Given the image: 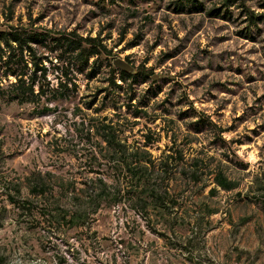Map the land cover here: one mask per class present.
<instances>
[{"label":"rangeland","instance_id":"obj_1","mask_svg":"<svg viewBox=\"0 0 264 264\" xmlns=\"http://www.w3.org/2000/svg\"><path fill=\"white\" fill-rule=\"evenodd\" d=\"M197 1L0 0L50 86L71 78L0 100V264H264L263 0ZM70 35L111 53L60 62Z\"/></svg>","mask_w":264,"mask_h":264},{"label":"trees","instance_id":"obj_2","mask_svg":"<svg viewBox=\"0 0 264 264\" xmlns=\"http://www.w3.org/2000/svg\"><path fill=\"white\" fill-rule=\"evenodd\" d=\"M190 5L196 8H202V3L197 0H185ZM236 0H224L222 5L219 7H212L208 10L212 14L227 15L229 5L234 3ZM264 4V0H263ZM183 6V3H180ZM223 7V8H222ZM222 8V10H220ZM221 12V13H220ZM246 20L248 27L250 25L257 26L259 21L263 20L264 14H255L250 9H245ZM71 33H75L71 31ZM70 33V34H71ZM76 34V33H75ZM39 34L36 31L27 30H3L0 29V100H12L16 99L19 102L32 101L34 99H41L42 96H47V91L54 96H63L65 91L69 88L68 83L71 78L68 76L67 65L61 63V73L57 77V85L55 87L50 86V79L47 76L48 65H46L41 56L36 55L35 49L32 43L39 38ZM61 39V37L57 38ZM66 40L58 42V46L55 50L57 51V60L62 62L64 58L69 55L77 56L80 61H87L90 56H95V61L101 53L110 54L111 49H108L104 43L101 42L97 36H79L65 37ZM30 63V65H29ZM96 71L95 67H91L88 75L92 76L93 72ZM121 79L125 80L132 74L126 70H118ZM12 76L13 79H9ZM37 78L42 80L37 84L38 89H35V83ZM6 80V82H4ZM115 83L114 79H111ZM134 82L135 76L132 77ZM74 85V82L71 81ZM116 86H120L115 83ZM52 85V84H51ZM42 110H47L50 107L43 103ZM140 112L139 109L135 111ZM103 127L109 134L107 137L110 140H114L115 131L112 130V126L108 123H104ZM219 184L224 189H230L233 186L231 181H228L222 174L217 175Z\"/></svg>","mask_w":264,"mask_h":264},{"label":"water","instance_id":"obj_3","mask_svg":"<svg viewBox=\"0 0 264 264\" xmlns=\"http://www.w3.org/2000/svg\"><path fill=\"white\" fill-rule=\"evenodd\" d=\"M113 63L119 67V69H122V70H129V71H132L133 70V67L125 60H123L122 58L120 57H116L113 59Z\"/></svg>","mask_w":264,"mask_h":264}]
</instances>
